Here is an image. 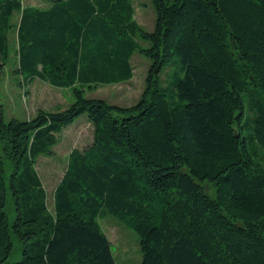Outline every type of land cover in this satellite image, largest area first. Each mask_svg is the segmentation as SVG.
<instances>
[{
  "label": "trees",
  "instance_id": "trees-1",
  "mask_svg": "<svg viewBox=\"0 0 264 264\" xmlns=\"http://www.w3.org/2000/svg\"><path fill=\"white\" fill-rule=\"evenodd\" d=\"M152 4L149 32L130 0H0V74L18 14L15 73L74 97L24 121L0 105V264H116L106 216L139 237L140 264H264V164L250 149L264 150V0ZM136 52L150 60L138 102L85 96L131 80ZM175 58L170 103L160 76ZM83 115L92 143L69 155L49 210L34 161Z\"/></svg>",
  "mask_w": 264,
  "mask_h": 264
},
{
  "label": "rangeland",
  "instance_id": "rangeland-1",
  "mask_svg": "<svg viewBox=\"0 0 264 264\" xmlns=\"http://www.w3.org/2000/svg\"><path fill=\"white\" fill-rule=\"evenodd\" d=\"M52 0H22L23 6L46 7ZM134 6L136 22L146 31H153L156 14L152 0H130ZM19 15L12 18V28L9 33L10 52L3 72L0 74V105L3 106L4 120L21 121L32 119L38 111L56 112L68 108L73 102L72 89L53 87L42 81L35 80L30 84L24 83L21 76L15 73L16 69V40L15 27ZM144 48L148 43H142ZM133 77L131 80L104 86L100 85L93 91L87 90L85 96L89 99H101L112 105L131 106L139 101L145 87V80L150 66V60L136 52L131 58ZM180 75V65L175 58L170 64L164 66L160 76V87L164 89L170 103L177 98L172 93L175 80ZM247 109V107H246ZM86 115L79 117L58 136L57 144L51 148L49 154L39 155L34 161V168L46 191V202L49 210L53 209L54 190L65 173L68 157L73 151H83L92 143V127L86 121ZM244 135L248 136L246 130ZM253 158L264 164V150L250 141ZM0 155L3 156L0 147ZM7 172L10 169L5 159ZM6 213L10 222L15 218L14 207L8 201ZM101 230L111 243L116 264H140L141 251L139 237L129 228L118 222L112 216L99 218ZM15 251L11 256L12 262L20 260L19 245L14 242Z\"/></svg>",
  "mask_w": 264,
  "mask_h": 264
}]
</instances>
